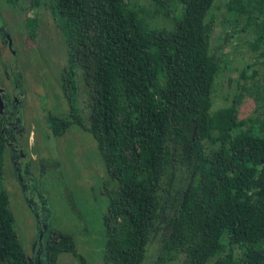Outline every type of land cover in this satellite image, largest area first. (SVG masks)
<instances>
[{"label":"trees","instance_id":"1","mask_svg":"<svg viewBox=\"0 0 264 264\" xmlns=\"http://www.w3.org/2000/svg\"><path fill=\"white\" fill-rule=\"evenodd\" d=\"M30 2L47 9L65 50L59 82L69 118L49 115V128L88 130L112 183L103 190L101 264H141L166 205L167 234L154 264H264V0L223 2L250 34L246 45L262 73L214 109L211 84L220 66L205 18L213 0ZM74 71L85 88L87 123L75 105ZM237 77L251 78L244 69ZM241 92L253 107L240 118ZM3 151L0 131V175ZM177 166L188 181L169 200ZM12 222L0 188V264H31ZM74 246L70 234L56 232L45 242V263L65 251L85 264Z\"/></svg>","mask_w":264,"mask_h":264},{"label":"rangeland","instance_id":"2","mask_svg":"<svg viewBox=\"0 0 264 264\" xmlns=\"http://www.w3.org/2000/svg\"><path fill=\"white\" fill-rule=\"evenodd\" d=\"M134 1L145 2V0ZM223 1L213 0L205 17L211 21L209 47L218 58L220 66L211 84V109L225 105L229 96L240 91L235 85L240 68H243L246 74L253 73L252 79L258 78L262 73L255 52L246 45L250 34L240 30L239 23L224 11ZM175 6L169 4L171 9ZM1 10H5L2 4H0ZM10 14L9 17L12 18L14 14ZM0 26L7 30L6 25H2L1 18ZM15 30L21 29L15 28ZM35 38L39 40L44 38L39 42H43L41 47L45 53H48L45 60H42V56L38 53L40 44L29 48L30 55L25 54L23 48L17 49L16 45L17 69L11 70L8 67L12 65L11 59L6 51L3 49V53H0V80L7 84L9 77L6 71L13 79L9 83L13 89L11 94L17 102L14 111L23 128L24 148L29 154L24 159L20 158L14 166L20 179L12 177L11 173L8 174V159L5 156L3 175H0V188L6 191L8 207L13 216V229L20 243L26 245L25 253L30 256V260L34 258L31 242L37 240L36 223L31 206L34 213L36 210L40 214L44 212L48 215L46 222L49 228L69 232L72 235L74 249L82 256L85 264H101L105 241L102 215L106 208V198L102 195V189L108 178L95 140L88 130L71 123L62 136L53 135L45 117L40 115L37 103L49 111L57 109L55 102L61 100V96L57 91H51L49 83L52 79L56 81L57 69L65 64L62 36L54 27L46 10L38 14ZM26 44L27 40L23 42V45ZM21 59L27 60L21 63ZM46 68L50 70V74L45 70ZM33 75L40 79L33 81ZM78 79L77 104L80 105V112L85 119V88ZM248 83L249 79H246L244 86ZM39 88L42 92H39ZM252 107L250 97L241 92L237 104L238 117L248 116ZM61 109L64 111L63 104ZM187 181V171L177 166L172 182L168 186L169 200L184 189ZM170 210L171 208L166 205L160 216L158 230L149 235L141 264H154L159 243L167 234V226L163 221L167 219ZM40 235L39 239L43 241L46 233L43 231L42 236ZM33 263L45 264L43 248L36 250ZM54 264L79 263L70 252L61 251L56 254ZM164 264H180V260H168Z\"/></svg>","mask_w":264,"mask_h":264},{"label":"flooded vegetation","instance_id":"3","mask_svg":"<svg viewBox=\"0 0 264 264\" xmlns=\"http://www.w3.org/2000/svg\"><path fill=\"white\" fill-rule=\"evenodd\" d=\"M0 4H2L5 7V10L0 11L1 23H2V25L5 24L6 28H7V30H6L0 26V53H3V51L5 50L8 57L11 59L12 65L8 66L9 69L10 68H11V70L17 69L18 52L15 49L16 45H17V49L23 48L22 51L25 54L30 55L29 48L37 46L40 44V47L38 48V53L42 56V60H45L48 53L47 52L45 53L43 51V48L41 47V45H43V42H39L40 40H42L44 38H41L39 40L38 38H35V36H36L38 14L40 11L46 10L47 14L49 15L47 9L42 5H39L37 7L33 6L31 4L30 0H12L11 3H9L7 0H0ZM10 13L14 14V16L12 18L9 17L11 15ZM50 19H51V17H50ZM27 20L32 21V26H27L25 24ZM54 27L57 28L55 25H54ZM15 28H19L22 31L21 30H15ZM57 31H58V29H57ZM26 40H27V44L23 45V42H25ZM29 43H31V44H29ZM63 47H64V45H63ZM253 52H255V55H256V51H253ZM63 57H64V62H65V50H64V48H63ZM30 58L31 57H28V59H30ZM26 60L21 59L22 62L21 61L20 62L24 63V62H26ZM30 64H32V63L30 62ZM65 66H66V62L64 65L59 66V68L57 69L56 81L52 79L51 82L49 83L51 85V87H50L51 91H57V93L61 96V100L58 99L57 102H55L57 109L55 111H49L46 107L42 108V106L39 105V103H37L38 104L37 105L38 111L40 112V115H42V117H45L46 122L48 123V126H49V122L47 121V119H48L47 116H49V115L50 116H59V117L66 118V119L69 118L68 115L66 114L67 103L64 99L63 92L61 90L60 82H59L60 71H61V69L65 68ZM240 69H243V68H240ZM45 70L50 74V70L48 68H46ZM6 73H7V76L9 77L7 84H5V81L2 83V81L0 80V131H1L3 138H4L3 166H2L1 174L3 175L4 164H5L4 161H5V156H6L8 159L7 166L9 167V173L8 174L10 175V173H11L12 177L15 176L16 179H20L19 175L16 172V169L14 168V166L17 164V162L19 161L20 158L24 159V157H26L29 154H27V152L25 151V148H24L25 143L23 140L24 133H22L23 128L20 126L19 117H18V115L15 114V111H14V107L17 104V102L15 101L14 97L11 94V91H13V89H11V85L9 83L10 80H13V79L10 76L9 72L6 71ZM30 73H32V72H30ZM76 73H77V71H74V80H75V84H76L75 105L78 109L79 114H81L80 105L77 104V94L79 93V91L77 89V79L79 77H78V75H76ZM245 74H246V71H245ZM246 76L251 77L254 75H253V73H251V74H246ZM50 77H51V75H50ZM32 78H33V81L40 79L34 75L32 76ZM246 79H249V81H250L252 78L241 79V78L237 77L236 84H235L236 88L239 89V86L243 85L244 81ZM78 80H80V79H78ZM253 80H257V78L253 79ZM80 82H81V80H80ZM18 88H20V87H18ZM39 92H42V89L39 88ZM17 94H19V93H17ZM42 96L45 97V95H42ZM35 98H36V96H35ZM36 100H37V98H36ZM61 103L64 106V111H62V109H61V105H62ZM43 106H44V104H43ZM236 109H237V107H236ZM36 113H37V111H36ZM236 113H237V111H236ZM85 114H86V112H85ZM84 122L87 123L86 118H85ZM66 128L60 134H54L52 132L51 133L53 135L62 136V134L66 130ZM21 141H22V143H20ZM5 153H7V154H5ZM8 174H7V176H8ZM16 175H18V178ZM109 184L110 183L108 182V179L103 184L102 195L104 196V198H106V196H105L103 190L106 186L109 187L110 186ZM105 202L107 203V198L105 199ZM30 209L33 211L32 214H34L33 216L35 219L36 230H37V234H36L37 240L33 239L34 241L31 242L32 256H34V258H33V260H34L36 250H39V249L41 250L43 248V251H44L46 240L51 239V237L56 232H63V233H68V234H70V233L49 228L47 226V222H46L48 215L45 214L44 212L40 214V213L36 212V210L34 213V209L31 206H30ZM43 231H44V233H46V235L42 241L39 239V235L41 234L40 236H42ZM35 241H36V243H34ZM73 242H74V239H73ZM22 244H21V247H23L22 251H23V253H25L26 245H22ZM24 255L26 258H28L29 262L32 264L33 260H30V256L26 253ZM33 264H35V263H33Z\"/></svg>","mask_w":264,"mask_h":264}]
</instances>
